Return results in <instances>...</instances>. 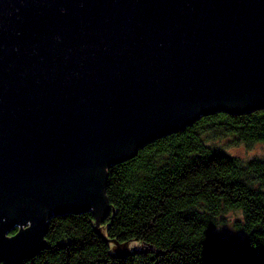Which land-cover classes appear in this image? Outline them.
<instances>
[{
    "label": "water",
    "instance_id": "1",
    "mask_svg": "<svg viewBox=\"0 0 264 264\" xmlns=\"http://www.w3.org/2000/svg\"><path fill=\"white\" fill-rule=\"evenodd\" d=\"M263 100L264 0H0V262L52 216L98 229L113 160Z\"/></svg>",
    "mask_w": 264,
    "mask_h": 264
},
{
    "label": "trees",
    "instance_id": "2",
    "mask_svg": "<svg viewBox=\"0 0 264 264\" xmlns=\"http://www.w3.org/2000/svg\"><path fill=\"white\" fill-rule=\"evenodd\" d=\"M220 138L264 142V100L243 112L202 111L113 160L107 234L92 210L52 216L47 247L22 264H264V158L233 156L212 143ZM230 210L243 213L240 233L224 237L216 229ZM109 241L137 247L112 253Z\"/></svg>",
    "mask_w": 264,
    "mask_h": 264
},
{
    "label": "rangeland",
    "instance_id": "3",
    "mask_svg": "<svg viewBox=\"0 0 264 264\" xmlns=\"http://www.w3.org/2000/svg\"><path fill=\"white\" fill-rule=\"evenodd\" d=\"M215 142V143H214ZM212 143L219 145L222 150L228 152L233 156H238L244 160L254 159V158H264V142L255 143L252 145H247L245 143H237L233 144L230 138H220L215 139ZM243 213L237 210H230L226 213L225 222H222L218 225L216 231L220 233V235L224 237H228L229 235L239 234V230L236 227V223L242 219ZM97 219V218H96ZM102 220V219H101ZM100 220L99 226L100 231L103 234H107L106 226L102 225V221ZM110 242L111 245V252L112 253H119L123 254L126 251L132 250L133 248L137 247L136 243L128 242L125 244H117L115 242Z\"/></svg>",
    "mask_w": 264,
    "mask_h": 264
}]
</instances>
